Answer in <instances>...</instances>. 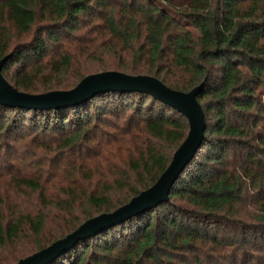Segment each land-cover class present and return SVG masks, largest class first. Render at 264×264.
Wrapping results in <instances>:
<instances>
[{"label":"trees","instance_id":"trees-1","mask_svg":"<svg viewBox=\"0 0 264 264\" xmlns=\"http://www.w3.org/2000/svg\"><path fill=\"white\" fill-rule=\"evenodd\" d=\"M165 1V0H162ZM1 73L69 90L106 70L197 95L207 126L169 200L46 264H264V0H0ZM189 119L146 92L69 107L0 104V264L150 188Z\"/></svg>","mask_w":264,"mask_h":264},{"label":"water","instance_id":"water-1","mask_svg":"<svg viewBox=\"0 0 264 264\" xmlns=\"http://www.w3.org/2000/svg\"><path fill=\"white\" fill-rule=\"evenodd\" d=\"M5 60L6 56L0 58V104L2 105L35 109L69 107L86 101L98 93L110 90L120 92L141 91L175 107L189 119L190 125L187 138L176 149L172 161L150 188L133 197L126 205L86 220L73 232L14 264H46L51 262L62 252L77 245L80 240L94 236L96 233L111 227V225L119 224L129 217L155 208L160 203L169 200V194L175 180L194 158L205 138L207 122L203 106L197 99L203 82L186 92L167 86L157 76L133 75L127 72L106 70L90 74L69 90L57 89L31 93L18 90L5 79L1 73Z\"/></svg>","mask_w":264,"mask_h":264},{"label":"rangeland","instance_id":"rangeland-1","mask_svg":"<svg viewBox=\"0 0 264 264\" xmlns=\"http://www.w3.org/2000/svg\"><path fill=\"white\" fill-rule=\"evenodd\" d=\"M159 5H162L169 12L175 11L176 6H182L191 3V0H156Z\"/></svg>","mask_w":264,"mask_h":264}]
</instances>
